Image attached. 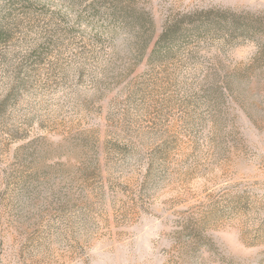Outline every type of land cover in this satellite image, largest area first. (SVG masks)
Returning <instances> with one entry per match:
<instances>
[{
    "label": "rangeland",
    "instance_id": "1",
    "mask_svg": "<svg viewBox=\"0 0 264 264\" xmlns=\"http://www.w3.org/2000/svg\"><path fill=\"white\" fill-rule=\"evenodd\" d=\"M130 233L264 264V0H0V264Z\"/></svg>",
    "mask_w": 264,
    "mask_h": 264
},
{
    "label": "clouds",
    "instance_id": "2",
    "mask_svg": "<svg viewBox=\"0 0 264 264\" xmlns=\"http://www.w3.org/2000/svg\"><path fill=\"white\" fill-rule=\"evenodd\" d=\"M159 239L157 235L145 243L130 233L116 242L108 241L103 247L93 242L85 250L82 264H160Z\"/></svg>",
    "mask_w": 264,
    "mask_h": 264
},
{
    "label": "trees",
    "instance_id": "3",
    "mask_svg": "<svg viewBox=\"0 0 264 264\" xmlns=\"http://www.w3.org/2000/svg\"><path fill=\"white\" fill-rule=\"evenodd\" d=\"M245 32H247L246 30H244ZM165 35H166V33H165Z\"/></svg>",
    "mask_w": 264,
    "mask_h": 264
}]
</instances>
